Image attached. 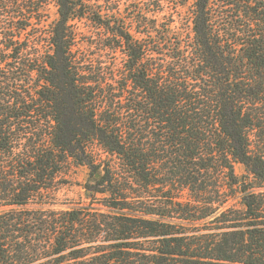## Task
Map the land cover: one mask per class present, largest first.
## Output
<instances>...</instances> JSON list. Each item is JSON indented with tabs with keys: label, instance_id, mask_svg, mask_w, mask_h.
Returning <instances> with one entry per match:
<instances>
[{
	"label": "trees",
	"instance_id": "obj_1",
	"mask_svg": "<svg viewBox=\"0 0 264 264\" xmlns=\"http://www.w3.org/2000/svg\"><path fill=\"white\" fill-rule=\"evenodd\" d=\"M0 264H264V0H0Z\"/></svg>",
	"mask_w": 264,
	"mask_h": 264
},
{
	"label": "rangeland",
	"instance_id": "obj_2",
	"mask_svg": "<svg viewBox=\"0 0 264 264\" xmlns=\"http://www.w3.org/2000/svg\"><path fill=\"white\" fill-rule=\"evenodd\" d=\"M56 8L54 4H50L48 12L50 19L56 17ZM236 172L240 175L244 173L243 167L240 164L235 165ZM98 173H94L91 169L86 166H72L68 172L61 178L62 187L58 194L59 207H75L80 203L88 202L89 196L86 194L84 186H91L94 184L95 177ZM95 207L99 208L100 211H106V207L102 204L95 203Z\"/></svg>",
	"mask_w": 264,
	"mask_h": 264
}]
</instances>
